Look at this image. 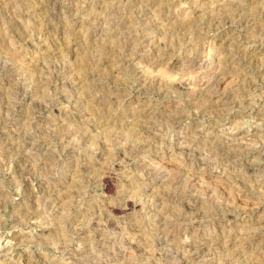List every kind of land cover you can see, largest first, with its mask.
Instances as JSON below:
<instances>
[{"label":"rangeland","instance_id":"1","mask_svg":"<svg viewBox=\"0 0 264 264\" xmlns=\"http://www.w3.org/2000/svg\"><path fill=\"white\" fill-rule=\"evenodd\" d=\"M0 264H264V0H0Z\"/></svg>","mask_w":264,"mask_h":264},{"label":"bare ground","instance_id":"2","mask_svg":"<svg viewBox=\"0 0 264 264\" xmlns=\"http://www.w3.org/2000/svg\"><path fill=\"white\" fill-rule=\"evenodd\" d=\"M105 184V183H104ZM127 206H129V202L128 201H124L123 202V204L121 205V206H115V205H109L108 206V209L110 210V211H123V210H125V208L127 207ZM186 207H188V206H186ZM185 207V208H186ZM191 209L189 208V211H190ZM194 211V210H193ZM192 211V212H193ZM191 212V211H190ZM191 212V213H192ZM194 213V212H193ZM195 215V214H194ZM193 216V215H192ZM190 243L188 242V243H185L184 245H186V246H190L189 245ZM192 244V243H191ZM166 260V259H165ZM225 263V262H224Z\"/></svg>","mask_w":264,"mask_h":264}]
</instances>
